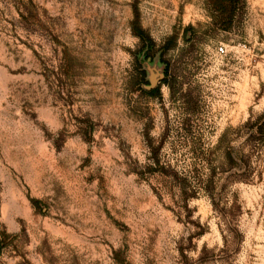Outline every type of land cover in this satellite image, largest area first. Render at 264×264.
Segmentation results:
<instances>
[{"label":"rangeland","instance_id":"374dc122","mask_svg":"<svg viewBox=\"0 0 264 264\" xmlns=\"http://www.w3.org/2000/svg\"><path fill=\"white\" fill-rule=\"evenodd\" d=\"M215 15L0 0V264H264V0Z\"/></svg>","mask_w":264,"mask_h":264},{"label":"trees","instance_id":"16d2710c","mask_svg":"<svg viewBox=\"0 0 264 264\" xmlns=\"http://www.w3.org/2000/svg\"><path fill=\"white\" fill-rule=\"evenodd\" d=\"M207 2L210 6L212 15L214 16V14H218L215 15L216 17L226 16L221 18L224 21L227 16L230 15V11L235 12L236 8L242 4L243 0H207Z\"/></svg>","mask_w":264,"mask_h":264},{"label":"built area","instance_id":"2783aa9c","mask_svg":"<svg viewBox=\"0 0 264 264\" xmlns=\"http://www.w3.org/2000/svg\"><path fill=\"white\" fill-rule=\"evenodd\" d=\"M219 52L220 53H223V48H219Z\"/></svg>","mask_w":264,"mask_h":264}]
</instances>
